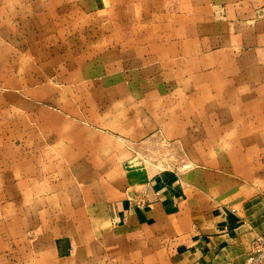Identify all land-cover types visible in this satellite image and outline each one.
Listing matches in <instances>:
<instances>
[{
	"label": "crops",
	"instance_id": "crops-1",
	"mask_svg": "<svg viewBox=\"0 0 264 264\" xmlns=\"http://www.w3.org/2000/svg\"><path fill=\"white\" fill-rule=\"evenodd\" d=\"M261 234L264 0H0V264H246Z\"/></svg>",
	"mask_w": 264,
	"mask_h": 264
},
{
	"label": "rangeland",
	"instance_id": "rangeland-1",
	"mask_svg": "<svg viewBox=\"0 0 264 264\" xmlns=\"http://www.w3.org/2000/svg\"><path fill=\"white\" fill-rule=\"evenodd\" d=\"M39 91H45L47 85L45 83H37L34 85L23 84V90L31 91L34 87ZM137 161H141L143 164L149 165L154 170H163V169H177L178 167L187 166L180 163V156L182 159H185L187 152L185 149L176 148L174 146H166L164 148L159 147L154 144L151 147H138L135 148ZM181 159V160H182ZM136 163V162H135ZM140 165V164H139ZM191 166V165H188Z\"/></svg>",
	"mask_w": 264,
	"mask_h": 264
},
{
	"label": "built area",
	"instance_id": "built-area-1",
	"mask_svg": "<svg viewBox=\"0 0 264 264\" xmlns=\"http://www.w3.org/2000/svg\"><path fill=\"white\" fill-rule=\"evenodd\" d=\"M135 203L138 206L147 204V202L142 199H137ZM246 264H264V234L256 236L253 240L247 255Z\"/></svg>",
	"mask_w": 264,
	"mask_h": 264
}]
</instances>
